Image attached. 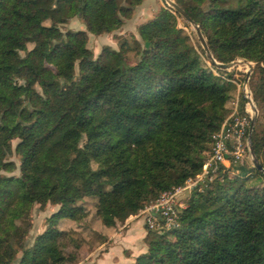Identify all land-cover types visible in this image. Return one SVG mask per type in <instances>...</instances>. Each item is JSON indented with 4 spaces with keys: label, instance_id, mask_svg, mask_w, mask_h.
Returning a JSON list of instances; mask_svg holds the SVG:
<instances>
[{
    "label": "trees",
    "instance_id": "obj_1",
    "mask_svg": "<svg viewBox=\"0 0 264 264\" xmlns=\"http://www.w3.org/2000/svg\"><path fill=\"white\" fill-rule=\"evenodd\" d=\"M142 1L0 0V264L15 260L5 251L26 237L34 205L57 209L29 247L17 246V264H76L77 238L59 225L85 221V200L105 242L117 223L202 172L229 116L232 76L178 28L180 16L162 8L138 25V39L96 58L87 47L88 34L118 31ZM175 4L215 62L254 64L249 147L264 170V0ZM73 18L85 31L62 32ZM144 229L146 251L130 264H264V173L221 166L186 199L176 227Z\"/></svg>",
    "mask_w": 264,
    "mask_h": 264
},
{
    "label": "rangeland",
    "instance_id": "obj_2",
    "mask_svg": "<svg viewBox=\"0 0 264 264\" xmlns=\"http://www.w3.org/2000/svg\"><path fill=\"white\" fill-rule=\"evenodd\" d=\"M169 1L170 0H143L141 5L135 7L132 18L129 20H124L123 26L118 31L112 34L102 35V36H93L88 34L87 47L93 53V57L94 58L98 57L102 48L105 46L117 50L120 41H122V39L124 38L129 39L130 35H134L138 39L136 33L138 25H141L143 23H146L147 21L152 20L160 9L162 8L169 9L175 14H177L169 5L170 4ZM171 1L175 3L176 0H171ZM177 24H178V28L182 29L189 36L194 46L197 47L199 45L201 47L196 37L195 29L192 25L187 23L181 16L177 19ZM59 28L62 32H66L68 30L85 31V26L83 25V22L77 18L71 19L66 24L59 26ZM129 59H130L129 60L130 63H133L134 56L130 55ZM235 61H239V60H235ZM207 65L209 66L210 64L207 63ZM250 65L252 66L253 69L254 64L250 63ZM247 71H248L247 67L242 64H237L228 71H225L227 74H231L232 77L229 79V82L233 86V90L231 92L232 98L229 104V115L233 112L235 106L237 107L238 112H240L239 103L241 99H244L242 96L241 87L244 83L245 73ZM77 73L78 71L76 67L75 75H77ZM244 109L245 110L247 109L246 102L244 103ZM15 144L16 141H13L12 142L13 148ZM208 153L209 152L204 153L205 160L208 157ZM8 160L14 162L15 165L17 166V170L14 171L11 175L18 176L19 162L17 156L15 154H12L10 157H8ZM242 165L248 168L252 166V158L250 152L245 157ZM229 171L231 172L232 170ZM4 175L9 176L10 174L4 173ZM191 193L192 192L189 193L184 192L180 196L179 202L184 204L186 199L190 197ZM83 205L86 207V209H88V217L86 218L85 221H82L77 224L72 222H62L59 225V228L64 231L72 232V235L75 238H77L80 248L78 251V261L76 264H105L103 260V253L105 248L107 247L106 245L108 244V242L107 241L104 242L101 238L98 237L99 234H102V232H104V229L101 225V222L94 214V202L93 200L87 199L85 200V202H83ZM56 209L57 207L51 205H47L45 208H40L39 205L33 206L29 217L30 228L27 232L26 237L22 241L15 237L11 238L9 246L5 251V254L7 256H10L13 252L16 253L15 260L13 261L12 264H17L21 255V252L19 251V249H17V246L20 243H22L24 247H29L32 244L34 238L45 229L46 219L54 211H56ZM132 217L134 218L129 217L130 220L139 218L142 220L143 227L144 228L146 227L143 215L140 216L135 215ZM117 225L120 226V223H117ZM133 247H136V245H133Z\"/></svg>",
    "mask_w": 264,
    "mask_h": 264
},
{
    "label": "built area",
    "instance_id": "obj_3",
    "mask_svg": "<svg viewBox=\"0 0 264 264\" xmlns=\"http://www.w3.org/2000/svg\"><path fill=\"white\" fill-rule=\"evenodd\" d=\"M249 72L245 73L241 87L247 109L238 112L237 107L224 120L220 129L212 135L211 149L204 161L202 172L194 178L188 179L181 187L162 194L155 202L139 211L137 216L143 215L148 230L161 233L177 226L180 209L184 204L179 202L184 192L201 190L207 182H211L219 167L229 168L230 165H242L249 154L251 108L253 104L251 91L248 87Z\"/></svg>",
    "mask_w": 264,
    "mask_h": 264
},
{
    "label": "crops",
    "instance_id": "obj_4",
    "mask_svg": "<svg viewBox=\"0 0 264 264\" xmlns=\"http://www.w3.org/2000/svg\"><path fill=\"white\" fill-rule=\"evenodd\" d=\"M116 226V230L107 236L108 244L103 253V260L105 264H130L146 251V245L143 243L146 231L142 220L128 218L120 223V226Z\"/></svg>",
    "mask_w": 264,
    "mask_h": 264
},
{
    "label": "water",
    "instance_id": "obj_5",
    "mask_svg": "<svg viewBox=\"0 0 264 264\" xmlns=\"http://www.w3.org/2000/svg\"><path fill=\"white\" fill-rule=\"evenodd\" d=\"M169 5L172 7V9L178 14L180 15L187 23H189L190 25H192L195 29V33H196V37L201 45L202 50L205 53L206 58L210 61V63L212 65H214L216 67V69L218 70H222V71H228L229 69L233 68L234 66H236L237 64H242L244 66L247 67L248 72L251 73L252 71V66L250 65L249 62H247L246 60H239V61H233L229 64H219L217 62H215V60L212 58L209 49L207 47V44L205 42V39L203 38L201 31L199 29V26L196 25L194 22H192L187 15L173 2V1H169ZM251 113H252V117H251V126H250V135L252 132V129L254 127L255 121H256V117H257V110L255 108V106L252 105L251 108ZM250 138V136H249ZM249 151H250V155L252 158V166L256 171H261L264 173V170L262 169L261 165L257 162L256 158L254 157V154L252 152V149L249 147Z\"/></svg>",
    "mask_w": 264,
    "mask_h": 264
}]
</instances>
